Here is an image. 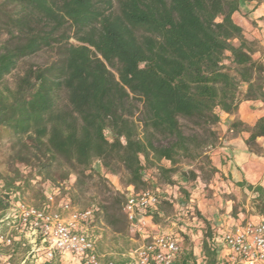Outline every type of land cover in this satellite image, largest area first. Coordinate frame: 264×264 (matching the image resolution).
<instances>
[{
    "label": "trees",
    "instance_id": "obj_1",
    "mask_svg": "<svg viewBox=\"0 0 264 264\" xmlns=\"http://www.w3.org/2000/svg\"><path fill=\"white\" fill-rule=\"evenodd\" d=\"M240 1L0 0V84L25 58L54 54L0 88V129L13 138L8 160L52 181L57 170L61 180L73 172L78 183L99 160L108 172L123 171L135 191L147 185L149 166L167 183L176 172L196 178L180 170L183 162L215 173L209 149L219 112L233 114L243 100L264 104V64L232 18ZM230 129L248 131L247 147L261 153L264 118L252 127L233 120ZM12 173L0 174V217L22 185L19 169ZM236 185L254 194L264 216V186ZM118 203L104 207L112 226ZM203 221L204 264H219ZM177 257L198 264L183 242Z\"/></svg>",
    "mask_w": 264,
    "mask_h": 264
},
{
    "label": "rangeland",
    "instance_id": "obj_2",
    "mask_svg": "<svg viewBox=\"0 0 264 264\" xmlns=\"http://www.w3.org/2000/svg\"><path fill=\"white\" fill-rule=\"evenodd\" d=\"M70 41L74 42L73 39ZM53 58L54 54L50 51H43L25 58L11 74L6 76L0 88L5 85L13 87L15 79L25 68L30 65H45ZM218 127V124L214 126L217 137ZM0 130V174L12 176L14 168L19 169L22 180L19 198L33 206L41 207L46 194L52 193L57 202L69 199L76 209L99 207L100 211L91 223L92 231L96 236L97 251L99 254L113 252L111 255L114 256L113 260H116L119 252L133 250L150 241L153 235L161 234L178 236L183 245L198 252L201 250V241L206 227L203 220L208 222L212 233L223 231L225 226L229 227L233 222L232 218L237 219L236 221L240 224L248 220H257L258 214L253 203L254 194L247 188L232 186L226 181L222 182L220 178L214 176L215 173L199 171L196 163L179 164L180 170H195L197 174L195 179H189L180 172H176L171 176L173 183H167L155 166H149L143 172L147 185L140 189L156 190L160 196L159 206L163 209L155 213L151 221L146 222L144 230L148 232L149 237L142 238L141 232L130 226L123 211L128 186L123 171L108 172L99 160H94L93 171H86L81 175L79 183L76 182V175L73 172L66 179L61 180V170L53 173L56 180L52 181L38 175L35 168L22 164L13 165L8 160L13 138L7 131ZM105 134L110 138L107 131ZM160 164L169 166L166 160H162ZM114 200L119 201L118 206L121 207V211L115 213L112 226L105 219L104 207L112 205ZM54 207L56 204L53 205ZM184 237L187 238V242ZM18 258L19 256L12 259V262L19 263ZM103 258L101 257L102 262ZM55 261V264H67L65 261Z\"/></svg>",
    "mask_w": 264,
    "mask_h": 264
},
{
    "label": "built area",
    "instance_id": "obj_3",
    "mask_svg": "<svg viewBox=\"0 0 264 264\" xmlns=\"http://www.w3.org/2000/svg\"><path fill=\"white\" fill-rule=\"evenodd\" d=\"M159 201L156 190L135 191L133 186H127L123 211L130 226L141 232L152 219ZM99 211L97 206L76 209L69 199L57 202L52 193L46 194L41 207L33 206L19 196L10 199L0 217V264H14L10 254L14 252L16 242L22 247L31 244L26 256L17 264L36 260L38 252L46 260L54 259L57 254H70L83 264H115L113 260L102 263V256L97 251L91 223ZM209 242L216 252L225 249L231 264H264V218L214 232ZM4 249L10 253L5 255ZM181 249V238L161 234L153 235L150 241L131 250V255L133 264H175Z\"/></svg>",
    "mask_w": 264,
    "mask_h": 264
},
{
    "label": "crops",
    "instance_id": "obj_4",
    "mask_svg": "<svg viewBox=\"0 0 264 264\" xmlns=\"http://www.w3.org/2000/svg\"><path fill=\"white\" fill-rule=\"evenodd\" d=\"M233 20L243 29L244 37L249 41H255L256 51L253 57L259 59L264 64V0H242L239 3L238 10L232 15ZM245 90V86L241 87ZM220 121L218 122V137L216 144L209 151V158L212 166L216 168L215 175L223 181L236 186L237 182L244 181L246 184L264 186V136L257 137L256 143L261 148V153L250 151L245 143V139L249 136V132L245 130H232L230 123L233 120H239L243 124L252 127L258 118H264V104L260 100H243L238 104L237 111L233 114L219 112ZM246 188V187H240ZM257 220L264 216L256 215ZM209 220V218H207ZM237 219L232 218L230 226H225L224 230L233 229L235 225L240 224ZM151 221V220H150ZM223 226V224H220ZM141 237L147 238L149 234L146 230L141 231ZM21 240H25L20 237ZM31 248V244L27 243L22 247L18 242L15 244L12 259L19 256L18 260L24 258ZM3 253L8 255L9 250L4 249ZM113 252L101 254L103 262L113 260L111 256ZM37 259L29 261L27 264H55V260L65 261L67 264H83L77 257L70 254H57L52 260H46L41 252L37 253ZM227 252L222 249L217 252V260L219 264L227 261ZM193 255L198 264H204L201 250ZM115 264H133L134 260L131 250L118 253ZM102 262V259H101ZM102 262V263H103ZM179 262L177 260L175 264Z\"/></svg>",
    "mask_w": 264,
    "mask_h": 264
}]
</instances>
